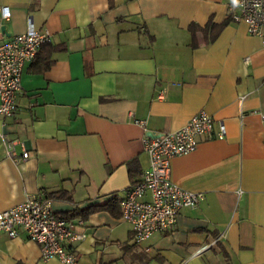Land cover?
Returning a JSON list of instances; mask_svg holds the SVG:
<instances>
[{"label":"crops","instance_id":"0c3cea01","mask_svg":"<svg viewBox=\"0 0 264 264\" xmlns=\"http://www.w3.org/2000/svg\"><path fill=\"white\" fill-rule=\"evenodd\" d=\"M1 6L10 17L0 41L30 23L52 36L23 67L14 113L0 117V211L45 192L53 211L86 233L71 245L79 264H264V48L238 18L237 0ZM225 19L214 40L190 46V23ZM201 110L226 135L174 157L171 178L203 199L182 208L170 230L135 243L119 200L147 165L142 139ZM2 135L30 156L5 157ZM0 261L60 264L42 260L22 230L0 231Z\"/></svg>","mask_w":264,"mask_h":264},{"label":"built area","instance_id":"2783aa9c","mask_svg":"<svg viewBox=\"0 0 264 264\" xmlns=\"http://www.w3.org/2000/svg\"><path fill=\"white\" fill-rule=\"evenodd\" d=\"M237 6L238 18L248 34L259 37L264 48V0H237ZM9 17V9L1 6L0 28ZM51 36L48 30H38L30 23L25 32L0 41L2 119L11 116L16 109L15 98L24 65L35 58L43 44L51 41ZM262 117L264 119V114ZM225 135L224 123L201 110L178 129L143 137L147 165L119 200L120 218L129 224L135 243L170 230L182 208H194L203 199L202 192L183 189L172 180V159L194 151L201 140L223 139ZM1 137L5 157L18 163L30 156L25 150L18 156L14 142ZM146 193L149 199H144ZM79 224L54 212L51 198L43 191L28 193L21 203L0 211V231L14 238L22 230L27 239L39 245L42 260L57 259L60 264H79V256L71 247L86 236L85 231L76 230Z\"/></svg>","mask_w":264,"mask_h":264},{"label":"trees","instance_id":"16d2710c","mask_svg":"<svg viewBox=\"0 0 264 264\" xmlns=\"http://www.w3.org/2000/svg\"><path fill=\"white\" fill-rule=\"evenodd\" d=\"M228 19H225L219 24H215L212 21H208L204 26H200L197 23H190L188 25V31L191 34V47H197L199 44H207L215 39L221 28L228 23ZM49 62L46 64L48 66Z\"/></svg>","mask_w":264,"mask_h":264},{"label":"water","instance_id":"95a60500","mask_svg":"<svg viewBox=\"0 0 264 264\" xmlns=\"http://www.w3.org/2000/svg\"><path fill=\"white\" fill-rule=\"evenodd\" d=\"M151 136H153L152 134H150Z\"/></svg>","mask_w":264,"mask_h":264}]
</instances>
